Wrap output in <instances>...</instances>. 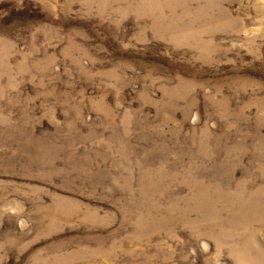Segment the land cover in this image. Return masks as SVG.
I'll return each mask as SVG.
<instances>
[{"label": "rangeland", "instance_id": "1", "mask_svg": "<svg viewBox=\"0 0 264 264\" xmlns=\"http://www.w3.org/2000/svg\"><path fill=\"white\" fill-rule=\"evenodd\" d=\"M0 264H264V0H0Z\"/></svg>", "mask_w": 264, "mask_h": 264}]
</instances>
